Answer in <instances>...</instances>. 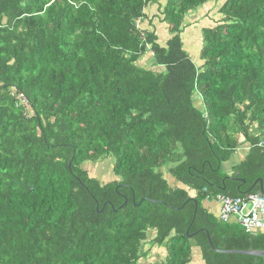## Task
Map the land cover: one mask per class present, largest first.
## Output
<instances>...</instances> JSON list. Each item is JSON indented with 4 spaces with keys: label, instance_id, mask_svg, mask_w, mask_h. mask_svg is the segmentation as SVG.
I'll return each mask as SVG.
<instances>
[{
    "label": "trees",
    "instance_id": "trees-1",
    "mask_svg": "<svg viewBox=\"0 0 264 264\" xmlns=\"http://www.w3.org/2000/svg\"><path fill=\"white\" fill-rule=\"evenodd\" d=\"M162 1L0 0V264H139L144 244L151 264H262L185 232L193 199L188 234L264 252L202 208L264 190V0ZM209 2L196 63L184 21ZM105 160L104 184L82 168Z\"/></svg>",
    "mask_w": 264,
    "mask_h": 264
},
{
    "label": "rangeland",
    "instance_id": "rangeland-1",
    "mask_svg": "<svg viewBox=\"0 0 264 264\" xmlns=\"http://www.w3.org/2000/svg\"><path fill=\"white\" fill-rule=\"evenodd\" d=\"M161 2H163L161 0ZM156 7L155 5H150L148 10L146 11L147 16H152L155 14ZM210 18V19H209ZM211 18L214 20H218L219 16L215 14L214 4L209 2L208 4L201 7L198 11L194 13H190L185 17L184 24L187 25V27L184 30V37H183V43H184V49L186 52L190 53L194 61L197 63V55L196 50L197 44H198V35L199 31L202 27L212 26ZM154 26L159 30H161L159 33V39L162 41L166 39L165 32L163 31L162 26L158 27V24L156 21H153ZM138 65L143 69L149 68V60H141ZM194 104L196 107H199V101L197 99L194 101ZM234 158V157H233ZM233 160V159H231ZM111 160H105L100 163L96 164H85L82 168L87 171L88 175L94 179H96L101 184H104L105 182L113 180L111 177ZM222 172L228 174V171H226L225 166L222 165ZM149 236L152 237V235L149 234ZM147 245H143L141 247V252H146V256L139 260V264H151V263H157L161 262L164 257L165 253L161 249H157L156 247H152L150 250H147ZM194 260H192V264L198 263L201 264L198 256V253H194ZM193 257V256H192Z\"/></svg>",
    "mask_w": 264,
    "mask_h": 264
},
{
    "label": "built area",
    "instance_id": "built-area-1",
    "mask_svg": "<svg viewBox=\"0 0 264 264\" xmlns=\"http://www.w3.org/2000/svg\"><path fill=\"white\" fill-rule=\"evenodd\" d=\"M206 199L218 204V220L221 223L234 220L250 236L264 232V195L259 197L258 194H248L241 198L216 195Z\"/></svg>",
    "mask_w": 264,
    "mask_h": 264
},
{
    "label": "crops",
    "instance_id": "crops-1",
    "mask_svg": "<svg viewBox=\"0 0 264 264\" xmlns=\"http://www.w3.org/2000/svg\"><path fill=\"white\" fill-rule=\"evenodd\" d=\"M240 141H242V139ZM247 150H248V146L247 145H241V146L238 147V149L236 150V153L234 155H232L230 160L223 164V166H225V168H226V171H228V174H226V173H224V174H226L228 176L231 175L232 168H234L235 166L239 165L244 160V157H245V154H246ZM231 159H233V160H231ZM221 170H222V167H221ZM165 179H166V181L168 182V184L170 186L175 187V188H180V185L178 183H176L170 177H165ZM202 208L209 215L213 216L216 219L218 218L219 206L215 202H213V201L203 202ZM227 223L236 224V222L234 220H229ZM193 260H194V257H193ZM191 264H192V262H191ZM195 264H198V263H195Z\"/></svg>",
    "mask_w": 264,
    "mask_h": 264
},
{
    "label": "water",
    "instance_id": "water-1",
    "mask_svg": "<svg viewBox=\"0 0 264 264\" xmlns=\"http://www.w3.org/2000/svg\"><path fill=\"white\" fill-rule=\"evenodd\" d=\"M243 184V182H241ZM256 184H258V188H259V193H258V196L261 197L264 195V190H263V187H262V182L260 179L256 180L251 188H253ZM250 188V189H251ZM193 205H194V208H193V213H192V219H191V222L185 232V236L188 237V238H193L195 235H197L199 232H204L205 233V236H206V241H207V244L209 245V248L215 252V253H220V254H225V255H242V256H250V257H255V258H259L262 260V264H264V252H260V251H251V250H247V251H237V250H226V251H218L216 250L212 244H211V241H210V238L207 234L206 231L204 230H198L192 234H188V230H189V227L191 226L192 222H193V219L195 217V214H196V209H197V204H196V201L191 199L190 200Z\"/></svg>",
    "mask_w": 264,
    "mask_h": 264
},
{
    "label": "bare ground",
    "instance_id": "bare-ground-1",
    "mask_svg": "<svg viewBox=\"0 0 264 264\" xmlns=\"http://www.w3.org/2000/svg\"><path fill=\"white\" fill-rule=\"evenodd\" d=\"M110 186V185H109Z\"/></svg>",
    "mask_w": 264,
    "mask_h": 264
}]
</instances>
